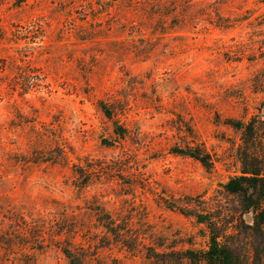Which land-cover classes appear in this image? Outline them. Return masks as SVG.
Here are the masks:
<instances>
[{
    "label": "rangeland",
    "instance_id": "obj_1",
    "mask_svg": "<svg viewBox=\"0 0 264 264\" xmlns=\"http://www.w3.org/2000/svg\"><path fill=\"white\" fill-rule=\"evenodd\" d=\"M263 90L264 0H0V264H64L62 247L132 264L235 237L251 218L223 189L240 171L226 122L264 118ZM185 142L212 168L171 153ZM87 164L113 180L77 188Z\"/></svg>",
    "mask_w": 264,
    "mask_h": 264
},
{
    "label": "trees",
    "instance_id": "obj_2",
    "mask_svg": "<svg viewBox=\"0 0 264 264\" xmlns=\"http://www.w3.org/2000/svg\"><path fill=\"white\" fill-rule=\"evenodd\" d=\"M260 106L261 109L264 108V90ZM99 107L105 117L112 121L113 133L121 139L125 138L127 128L113 120L112 110L103 104ZM226 125L239 133L237 156L240 171L239 175L228 179L223 189L236 198L241 215H250V224L246 225L240 220V228L238 226L235 237L219 239L210 233L204 250L160 252L153 248H145L141 261L132 264H264V118L261 114L253 115L245 122L229 120ZM170 151L172 154L196 161L206 170L212 168L211 157L200 144L189 142L176 144ZM111 171L110 167L93 168L90 164L81 166L76 171L81 179L76 187L85 189L93 177L112 179L114 173ZM177 209L179 213L186 215L185 209ZM96 214L105 216L104 220L99 222V227L110 241L120 244L129 251L133 249L127 232L122 230L103 208H97ZM72 231L73 228L68 230V233ZM60 253L64 258V264H124L116 260H104L95 254L88 256L85 251L78 248L62 247Z\"/></svg>",
    "mask_w": 264,
    "mask_h": 264
}]
</instances>
